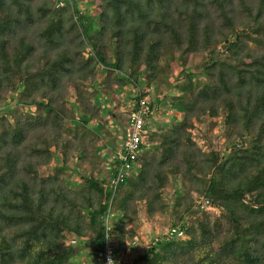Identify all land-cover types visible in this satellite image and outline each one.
Listing matches in <instances>:
<instances>
[{
  "label": "trees",
  "instance_id": "1",
  "mask_svg": "<svg viewBox=\"0 0 264 264\" xmlns=\"http://www.w3.org/2000/svg\"><path fill=\"white\" fill-rule=\"evenodd\" d=\"M59 1L0 0V264H76L81 243L67 234L87 228L88 247L103 249L107 216L120 217L109 235L122 259L143 214L169 228L134 264H264V0ZM177 69L187 81L174 96ZM142 84L151 107L162 93L181 108L178 122L145 126L114 190L115 126L103 118L126 123Z\"/></svg>",
  "mask_w": 264,
  "mask_h": 264
},
{
  "label": "rangeland",
  "instance_id": "2",
  "mask_svg": "<svg viewBox=\"0 0 264 264\" xmlns=\"http://www.w3.org/2000/svg\"><path fill=\"white\" fill-rule=\"evenodd\" d=\"M81 5H84V7L88 10V11H90L91 13L92 12H94L95 11V9H97V7H96V5L95 4H92L91 2H87V1H84L83 2V4H82V1H81ZM203 59V55H199V57H198V63L201 61ZM198 63H197V66H198ZM196 66V67H197ZM192 67V66H191ZM195 66H193L192 68H193V71H195L194 72V75H191L192 76V80H196L197 78H199V77H201L200 76V74L199 73H197L198 71H199V68L201 67V65L199 66V67H197L196 68ZM179 69H177L176 71H175V74H173V77H172V82H175V85L174 84H171L172 86L170 87V92L169 93H171V94H174V96L176 95V94H178V93H180V90L178 89L177 90V88H180L181 86H182V84L185 82V81H187L185 78H183V74L182 73H180L178 76H177V74L179 73ZM96 74H97V72H96ZM177 76V77H176ZM106 79L107 80H110V77L109 76H107L106 77ZM143 86H142V88H143V90H144V95L149 99V98H151V96L152 95H154V89L152 88V90H151V92L150 93H148L149 91H147V89L144 87V84H142ZM85 87V86H84ZM141 87V86H140ZM127 89V93H126V95H129V93H133V94H135L136 92H135V89L134 88H126ZM78 93H79V91H78ZM136 95V94H135ZM174 96H172V95H170L169 94V96L168 97H166L167 99H172V98H174ZM126 97V96H125ZM122 98V97H121ZM159 98L161 99L160 101H157V102H155V108H154V111H153V114L150 116V117H148V119H147V124H150V126L151 127H153V128H158L160 125H161V123H171V124H173L174 122V124H176L178 121H177V117H175V121H173V118H174V116H177V114L179 113V111L181 110V108H178V107H176V106H174V105H171V104H168L167 103V101H165V95L164 94H159ZM124 99V98H123ZM123 99H122V103L124 104V102H123ZM150 100V99H149ZM19 102H15L14 103V105L16 106V107H18L20 110H22V108H23V105L22 104H18ZM121 103V106L120 107H116L115 106V111H116V113L118 114V118H122L123 119V116H124V113H125V108H126V106L125 105H123ZM134 103V102H133ZM132 102L129 104V106H127V107H133V104ZM124 108V109H123ZM6 110H8V109H4V111H6ZM85 111H87V109L85 110ZM108 114V113H107ZM106 115V114H105ZM79 116H80V114H79ZM79 116H78V118L75 120V122H74V124H78V126H80L81 128H83L84 130H88L89 129V127H91V128H93L94 129V131L95 130H97L98 128H99V126L98 125H96L95 124V120H93V121H91L90 123H89V125L88 124H84L83 122H82V120L81 119H79ZM103 121L105 122V124L108 126V127H113V126H115V129H113L112 130V141H111V147L112 148H114V150L113 149H111L110 150V154L107 156V158L109 159H112V154H114L115 153V151L116 150H119V149H121V147H122V137H123V128H124V126H125V123L123 122L122 124H120L119 122L117 123V125H115L114 123H113V119L110 117V115L108 116V115H106V117L105 118H103ZM3 128V123H1L0 124V130ZM194 131H196V130H194ZM217 132V128H215L214 129V131H213V133H216ZM200 141V140H199ZM223 141V139L222 140H220V142H222ZM97 147L99 148V150L101 151V152H103V154L105 153V152H108L109 151V147H108V145L106 144V142H105V140L104 139H102L99 143H98V145H97ZM112 153V154H111ZM58 158L56 157L54 160H52V162H51V166H41L40 168H39V173L42 175V176H48V175H52V174H54L55 173V169L53 168V165H55V164H58V163H60L59 161H62V159H58ZM68 171V170H67ZM77 171H80V169H78V168H74L73 169V171H68V172H66V174H63L65 177L67 176V178H68V181L69 182H72V184H75L74 182H76L77 181V179H78V173H77ZM81 173H84V175H88V169H87V167H84V168H81V171H80ZM177 181H178V184L181 182V180H180V178H178L177 179ZM176 186V185H175ZM171 188V187H170ZM175 187H173V188H171V190H173ZM180 190H182V191H185L183 188H181ZM169 190H167L166 191V193H168L169 194ZM180 193H182V192H180ZM185 192H183L182 193V196L184 197L185 195ZM195 198V197H194ZM197 200H198V198H197ZM208 210H210V211H213L214 213H219L220 212V208L218 209L217 207H213V206H211V208L210 209H208ZM144 211V210H143ZM120 218V217H119ZM119 218H117V219H115L114 220V223L115 224H119L118 223V220H119ZM160 219V218H159ZM157 224H160L159 222H157V221H150V220H148L146 217H145V214H143V216H142V219H141V221H140V229H139V231H138V235H137V238L139 239V241H138V239L136 240V238H135V242H133V245H134V247L130 244V242H131V240L130 239H127V241H129V242H127L129 245V249L130 250H127V253H126V255H127V257L125 256L124 258H123V260L122 261H124L125 262V264H128L129 262V264H131V263H133V262H131V260H137V258H138V256H140L143 252H144V250L150 245V242L152 241V239H153V237L154 236H157V235H159V234H162V233H164L166 230H167V228H169V226L168 225H161V226H159V228H157V227H155ZM133 226V224L132 223H130L129 224V226L128 227H132ZM116 229V228H115ZM114 229V230H115ZM87 233H88V231H87V228H83L82 229V231L78 234L79 235V237L81 238L80 239V242H81V240L85 237L84 235H87ZM75 234H72V233H68L67 234V238H68V241L71 239V238H74V237H76V236H74ZM77 238V237H76ZM134 239V238H133ZM68 241H66L67 243H68ZM76 248H78L77 247V244H73ZM79 253L81 252V246H79ZM84 250L82 251V254H83V258H82V260H81V262H79L78 264H86L85 263V260H86V258L87 259H89V262H88V264H96L95 262H94V258H93V256H95V251H92L91 249H89V248H83ZM78 256V255H77ZM77 258V257H76ZM132 258V259H131ZM87 262V261H86ZM138 264H143V263H138Z\"/></svg>",
  "mask_w": 264,
  "mask_h": 264
},
{
  "label": "built area",
  "instance_id": "3",
  "mask_svg": "<svg viewBox=\"0 0 264 264\" xmlns=\"http://www.w3.org/2000/svg\"><path fill=\"white\" fill-rule=\"evenodd\" d=\"M68 1V0H67ZM66 0L59 1L58 6H63ZM1 106V105H0ZM153 113V108L150 105V102L147 97L142 96L135 106V108L131 111L128 116L127 125L125 128L124 135V143L123 148L118 151L117 157L120 160V164H118L117 174L112 178L111 187L112 189H116L119 181L122 180L124 171H128L132 168L138 160V156L140 151H142L145 133L144 128L146 126V119ZM202 205L203 208H208L210 205L208 199H201L198 201ZM106 229L108 234H106V243L105 247L100 250L98 253L101 264H123L121 261L115 259V246L112 243V239L110 238L109 233L112 231L114 226L110 222V216L105 218ZM177 230L173 228L171 230V234L176 233ZM177 234L179 236L183 235L182 231H178Z\"/></svg>",
  "mask_w": 264,
  "mask_h": 264
},
{
  "label": "clouds",
  "instance_id": "4",
  "mask_svg": "<svg viewBox=\"0 0 264 264\" xmlns=\"http://www.w3.org/2000/svg\"><path fill=\"white\" fill-rule=\"evenodd\" d=\"M65 5V4H64ZM146 97V96H145ZM149 100V99H148ZM150 102V101H149ZM134 104V103H133ZM1 105V104H0ZM1 107H2V105H1ZM133 107H134V105H133ZM153 108V107H152ZM153 111H154V108H153ZM153 114V113H152ZM151 114V115H152ZM150 115V116H151ZM129 116V115H128ZM148 119V118H147ZM147 119H146V125H147ZM126 125H127V121H126V123H125V126H124V128H123V137H122V147H121V149L123 148V143H124V135H125V128H126ZM144 142H145V138H144ZM145 144V143H144ZM121 149H119V150H121ZM119 150H117L116 151V154L118 153V151ZM139 157V156H138ZM201 199H204V198H199L198 200H197V202L199 201V200H201ZM211 206L212 205H209L208 206V208H206V209H210L211 208ZM213 207H215V206H213ZM112 224V223H111ZM113 226H114V228L112 229V231H114V229H115V224H112ZM112 239V238H111ZM69 243H71V244H77L78 242L79 243H81V247H88L89 246V244H90V241L88 240V239H86V237H84L82 240H81V242H80V239L78 240L76 237H74V238H71L69 241H68ZM112 243H113V240H112ZM114 244V246H115V252H114V255H115V259L116 260H119V261H121L123 264H125V262L124 261H122L123 260V258L122 259H118V258H116V253L118 252L117 251V245L115 244V243H113ZM78 246V245H77ZM89 248V247H88ZM91 250H93V251H95V257H96V259H97V261H99V263L101 264V261H100V259H99V256H98V253L100 252V250L101 249H99V250H94V249H91ZM128 250H130L129 249V247H128ZM127 257V256H126ZM109 264H110V262H109Z\"/></svg>",
  "mask_w": 264,
  "mask_h": 264
},
{
  "label": "crops",
  "instance_id": "5",
  "mask_svg": "<svg viewBox=\"0 0 264 264\" xmlns=\"http://www.w3.org/2000/svg\"><path fill=\"white\" fill-rule=\"evenodd\" d=\"M83 248H88V247H82L81 248V252L78 254V256H77V258H76V264H78L79 262H81V260H82V258H83V254H82V251L84 250ZM90 249V248H89ZM93 251V250H92ZM93 258H94V262L96 263V264H100L99 263V261H97V259H96V257L95 256H93ZM132 259V258H131ZM87 261V262H86ZM88 262H89V259H87L86 258V260H85V263L86 264H88ZM131 262H133V263H131V264H134L135 263V260H131ZM130 263V262H129ZM128 263V264H129ZM138 264V263H137Z\"/></svg>",
  "mask_w": 264,
  "mask_h": 264
}]
</instances>
